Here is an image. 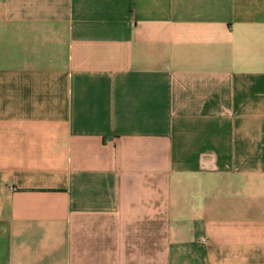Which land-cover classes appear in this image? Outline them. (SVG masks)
<instances>
[{"label": "crops", "instance_id": "1", "mask_svg": "<svg viewBox=\"0 0 264 264\" xmlns=\"http://www.w3.org/2000/svg\"><path fill=\"white\" fill-rule=\"evenodd\" d=\"M0 264H264V0H0Z\"/></svg>", "mask_w": 264, "mask_h": 264}]
</instances>
